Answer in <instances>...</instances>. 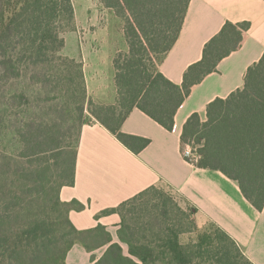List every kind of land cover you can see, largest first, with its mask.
Segmentation results:
<instances>
[{"label": "trees", "instance_id": "16d2710c", "mask_svg": "<svg viewBox=\"0 0 264 264\" xmlns=\"http://www.w3.org/2000/svg\"><path fill=\"white\" fill-rule=\"evenodd\" d=\"M189 1L99 0L123 22L126 46V51L117 50L112 57L116 101L106 105L88 99L81 62L60 54L65 45L64 33L74 30L72 0H0V127L6 125L19 138L22 156L45 149L55 151L62 181L59 191L73 185L81 129L89 125L84 121V111L126 149L138 154L149 140L121 131L132 110L138 109L171 132L174 115L191 88L215 72L222 59L240 49L250 23L226 22L205 43L201 59L186 69L180 85L164 77L159 65L179 36ZM67 69L77 71L78 83L65 91L61 89L65 82L74 83L69 76L71 71L64 74ZM21 82L46 96L31 97L19 88ZM48 93L56 95L49 98ZM68 96L72 104V115L68 117L71 125L64 134L58 133L55 120L49 127L39 116L32 115V119L26 116L40 102ZM205 112V121L194 113L185 122L180 135L182 157L198 169L218 171L236 182L246 201L261 211L264 207V54L247 69L241 89L224 99H214L207 104ZM10 116L15 120L11 121ZM75 127L78 131L74 143L68 141L62 145L61 139L71 138L70 132ZM187 147L192 156L184 154ZM4 160L6 157L0 151V177L7 178L10 170ZM23 174L21 168L12 175ZM16 193L18 202L14 201ZM28 196L24 189L15 192L6 183L0 187V264H65L67 252L79 242L75 236L83 234L74 228L67 215L75 202H61L58 193V203L65 210L64 222L69 229L58 238L51 239L48 231L41 229L46 227L45 222H36L29 228L22 225L14 234L5 226L13 214L22 210L20 203ZM104 213L120 216L117 236L126 245L127 255L120 244L113 243L93 264H252L220 228L210 223L198 228L192 217L193 209L181 207L163 189L151 186ZM191 233L195 235L194 242L180 241L181 236ZM59 242L66 245L61 256ZM32 243L37 248L32 252L34 258L21 263L20 255ZM237 258L244 263H236ZM44 260L49 263H42Z\"/></svg>", "mask_w": 264, "mask_h": 264}, {"label": "crops", "instance_id": "0c3cea01", "mask_svg": "<svg viewBox=\"0 0 264 264\" xmlns=\"http://www.w3.org/2000/svg\"><path fill=\"white\" fill-rule=\"evenodd\" d=\"M73 7L78 41L69 43L64 37L62 53L81 62L88 99L112 105L116 101L112 13L99 0H83L73 3ZM244 21L250 23L244 43L222 59L215 72L191 88L174 115L171 132L138 109L128 115L121 131L149 140L138 154L126 149L94 120L82 127L73 185L62 187L59 198L64 203L75 202L67 215L83 236L102 233L91 243L72 245L65 264H93L113 243L120 244L127 255L126 245L117 236L120 216L104 212L151 186L175 193L193 209L198 228L214 224L236 243L250 263L264 264V207L257 211L242 196L236 182L218 171L194 167L180 153V135L187 119L196 113L205 121L207 104L241 89L247 69L264 54V0H190L179 36L159 71L180 85L186 69L201 59L205 43L223 24ZM124 44L115 51H126ZM194 240L193 233L180 237L182 243Z\"/></svg>", "mask_w": 264, "mask_h": 264}, {"label": "rangeland", "instance_id": "374dc122", "mask_svg": "<svg viewBox=\"0 0 264 264\" xmlns=\"http://www.w3.org/2000/svg\"><path fill=\"white\" fill-rule=\"evenodd\" d=\"M77 1L80 3L83 0H72V3L77 4ZM91 2H96V0H91ZM122 25L123 22L117 19L112 14L110 29L112 32V36L114 37L116 46V48L113 50L112 55L115 54V50L120 47V44L122 45L124 43ZM73 28L75 30L74 26ZM74 30L72 29L71 31H66L63 35V38H67L68 42L73 44L78 41L77 38L79 36L78 34H74ZM62 51L60 54L64 56ZM70 71L71 69H67L64 74H68ZM76 72L77 71L74 69L69 75L72 79H74V83L69 84L68 81L65 82V87L62 88L61 86L62 90H71L76 87L78 83V79L75 78ZM19 88L24 89L26 93L31 97L39 95L42 99L46 96L45 93L39 92L36 88L29 87V85L25 82H21ZM55 95L56 94L54 93L47 94L49 98H53L55 97ZM69 101H71V98L68 96L67 98H61L57 101H45V103L40 102V106L31 107L32 110L30 109L26 116L30 119H32V115L39 116L42 121L46 123L49 127L50 125L52 126V122L55 120V122L57 121V125L59 126L58 133H60V135L62 133L64 134V130L69 125H71V123L68 122V117L72 115L70 110L72 104ZM32 102L33 100L31 99V103ZM68 102L69 104L66 108V104ZM34 104L35 103H32V105ZM83 116L84 121H86L87 124H91L93 122V120L89 118L86 111H84ZM14 117L10 116L9 119L11 121H14ZM16 118L19 117H17L16 115ZM77 131L78 127H75L70 132L71 138H66L64 136L61 139L62 145H65L68 141H72L73 144L76 140ZM0 151L6 157L4 163L8 162V169L10 170V175L7 176V178L0 177V187L5 185L6 183V186L10 187L15 192H19L24 189L26 193L30 195L20 203V208L22 210L13 214L9 221V224L5 226V228L9 229L10 232L15 234L19 232L16 231V229L18 227H21L22 225L29 228L32 227L36 222H45L46 227H42L41 229L48 231L51 239L58 238L62 233L68 232V226L64 222L66 215L65 210H63V208L58 203L59 186L62 181L59 177L58 169L56 167L57 161L55 159V151H49L45 149L40 153L32 154L31 156H22V146L19 141V138L12 134L9 130H7L6 125L0 127ZM21 168L24 170L23 176L18 177L12 175L16 170H21ZM164 191L175 197L177 203L181 207L184 206L186 208V205L181 202V199L175 193L169 190ZM16 195L17 199H15L14 201L18 202L19 194L16 193ZM100 233H95L91 236H83V234H79L76 235L75 238L79 242L86 244L87 241L91 243L90 241L96 239V237H98ZM101 236L102 235H100V237ZM31 239L32 237H30L28 242H30ZM65 246L66 245L61 244L60 242L58 243L57 248L60 256L63 250L65 249ZM44 247H47V245H44ZM36 250L37 248H35L34 244H30V246L26 248L24 252H22V254L20 255L21 263H26L29 261V259L34 258L32 252ZM42 263H49V261L47 262L46 260H44ZM236 263H244V261L240 258H237Z\"/></svg>", "mask_w": 264, "mask_h": 264}, {"label": "built area", "instance_id": "2783aa9c", "mask_svg": "<svg viewBox=\"0 0 264 264\" xmlns=\"http://www.w3.org/2000/svg\"><path fill=\"white\" fill-rule=\"evenodd\" d=\"M184 154L186 155V156H192V154H191V150H190V148L189 147H187L186 149H185V151H184Z\"/></svg>", "mask_w": 264, "mask_h": 264}]
</instances>
